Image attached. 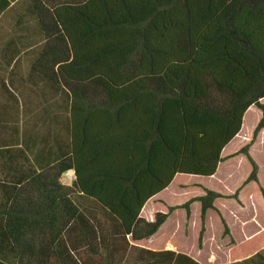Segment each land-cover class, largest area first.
Listing matches in <instances>:
<instances>
[{"label":"trees","instance_id":"trees-1","mask_svg":"<svg viewBox=\"0 0 264 264\" xmlns=\"http://www.w3.org/2000/svg\"><path fill=\"white\" fill-rule=\"evenodd\" d=\"M16 4L42 37L27 82L47 91L51 112L32 136L14 124L16 109L0 108L10 133L0 139V264H200L143 244L193 203L200 241L219 194L199 186L176 209L153 202L149 221L142 210L175 177L213 176L251 106L261 111L253 139L264 130V0ZM8 83L6 103L16 104L24 97ZM247 159L245 184L258 185ZM232 264H264V247Z\"/></svg>","mask_w":264,"mask_h":264},{"label":"rangeland","instance_id":"rangeland-1","mask_svg":"<svg viewBox=\"0 0 264 264\" xmlns=\"http://www.w3.org/2000/svg\"><path fill=\"white\" fill-rule=\"evenodd\" d=\"M19 8L20 6H17L16 10L20 14V19L23 18L22 20L26 22L27 35H25V39L29 42L27 46L29 49L23 57L27 61H32V52L41 43L42 37L35 34L34 20L32 19L30 22V19L25 18V13L23 14ZM19 26L22 27L21 22L18 28ZM29 36H31L30 39ZM8 86V89L16 88L13 94L17 99L18 93L22 94L24 98L19 97L16 104L15 101L12 102L11 100L6 103L7 97L0 86V108L8 105L9 117L13 115L14 112L12 111L16 109L15 119L17 123L14 124L17 125L19 131L27 129L32 136H36L37 133L43 134L44 129H41L40 121L42 118L41 111L46 109L51 112L43 101L48 99L47 96L42 95L46 94L47 91L42 89L41 85L34 88L29 82L24 81L12 83V86L8 83ZM29 110L31 111L28 112ZM257 110L260 112L261 118V111L258 108ZM256 113V109H252L247 114L241 127V135L229 145L227 151L235 149L225 155V162L220 166L217 178L189 177L186 179L181 177L182 181H175L173 185L162 191L153 200L148 201L143 208V215L149 221L153 202L157 205L161 202L166 207L176 209L190 198L195 197L199 190L193 188L199 186L219 194L220 198L213 203L215 210L208 211L206 214L201 240L199 241L200 205L193 203L189 206L188 214L183 209L174 210L157 233L144 242V248H159L182 253L200 264H232L242 259V255L245 253L254 254L264 247V191L260 192V188H264V137L257 148L253 150V154L250 155V146L255 143L256 138L253 139L255 128L251 132H249V128ZM15 125L11 124L10 126ZM246 132L249 135L246 136ZM52 133L64 134L57 128ZM9 134V132L7 134L0 129V139L9 138ZM246 146L249 149L245 156V154L240 153V150ZM247 157L254 164L257 162L259 168L256 173L259 184L257 187L252 183L245 184L251 173V165ZM70 172L61 175L59 180L61 184L65 186L72 184L75 179L73 173L71 172L73 178L70 181H68L69 175H66ZM239 219L242 220V223ZM221 220L227 227V234L224 233ZM160 237L166 238V241L156 247L157 239Z\"/></svg>","mask_w":264,"mask_h":264},{"label":"crops","instance_id":"crops-1","mask_svg":"<svg viewBox=\"0 0 264 264\" xmlns=\"http://www.w3.org/2000/svg\"><path fill=\"white\" fill-rule=\"evenodd\" d=\"M9 2V5L4 9L3 12L0 13V82H27V79H29V77L31 76L30 74V66L32 61H27V59H25V57H23L25 55V52L29 49L27 46L29 44V42L25 39V35H27L26 33V22L25 20H22L23 18L20 19V14L17 13L16 7H17V1L18 0H6ZM3 4V0H0V6ZM23 15V14H21ZM26 18V16H25ZM24 18V19H25ZM30 22L32 21V18H29ZM21 25L22 27L18 28V25ZM29 33V32H28ZM31 36H29L30 39ZM260 104L264 105V99H262L260 101ZM252 109H256V114L255 117L253 119V123H251L252 125L249 128V132H251V130H253L257 123L260 120V112L257 110V108L255 106H251L244 114L243 118H242V125L243 122L245 121V118L247 116V114L250 113V111ZM241 125V127H242ZM241 131V129H240ZM240 131L239 133L236 135V137H234V139L228 143L224 149L221 152V159L222 162H220L217 166L216 172L213 176L211 177H204V178H217L218 176V172L220 169V166L225 162V155L231 153L234 149L232 150H228L227 148L229 147V145H231V143L238 137L240 136ZM245 135H249L247 132L245 133ZM244 135V136H245ZM264 137V130H262L260 133H258L256 139H255V143H252V145L250 146V155L253 154V150L255 148H257V146L259 145V143L262 141ZM229 156V155H228ZM257 163V162H256ZM255 163V164H256ZM257 166V164H256ZM258 166H257V172H258ZM73 175H74V171L70 170ZM68 172V171H67ZM66 173V172H65ZM63 173V174H65ZM178 177H175L174 180L171 182V184L167 187L169 188L171 185H173V183L175 181H177ZM253 184V183H252ZM256 187L257 185L254 184ZM259 185V184H258ZM166 188V189H167ZM262 191H264V188H260ZM161 194V193H159ZM153 200V199H152ZM151 201V200H149ZM146 205V204H145ZM144 205V207H145ZM143 207V208H144ZM143 212V210H142ZM151 216V212L150 215ZM241 220V219H239ZM242 223V220H241ZM252 253V252H251ZM252 254H250L249 252L244 254L242 256V259H246L250 256H252ZM237 260V261H240Z\"/></svg>","mask_w":264,"mask_h":264},{"label":"bare ground","instance_id":"bare-ground-1","mask_svg":"<svg viewBox=\"0 0 264 264\" xmlns=\"http://www.w3.org/2000/svg\"><path fill=\"white\" fill-rule=\"evenodd\" d=\"M66 175H67V176L69 175V179H68V181L72 180V178H73V175H72V173H71V172H70V173H67Z\"/></svg>","mask_w":264,"mask_h":264}]
</instances>
